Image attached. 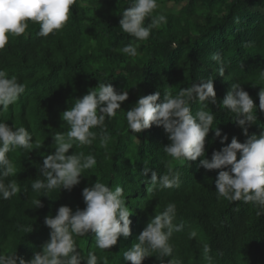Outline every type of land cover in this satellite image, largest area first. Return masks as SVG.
Wrapping results in <instances>:
<instances>
[{"label": "trees", "instance_id": "obj_1", "mask_svg": "<svg viewBox=\"0 0 264 264\" xmlns=\"http://www.w3.org/2000/svg\"><path fill=\"white\" fill-rule=\"evenodd\" d=\"M84 2V7L73 5L70 20L62 30L41 37L39 25L30 23L24 35L11 36L0 52V70L15 75L26 85L25 93L7 113L0 115V120L27 128L38 141L32 152L17 150L9 154L17 167L15 179L21 192L9 200L0 198V251L31 259L50 239L45 217L55 215L60 206H69L73 211L84 209L83 189L100 179L110 188L124 189L133 213L131 235L127 239L121 237L108 250L95 247L92 233L76 237L82 255L94 251L98 257H107L109 264H125L123 252L137 242L150 220L172 202L177 206L174 222L185 225L170 241L173 257L181 264H264V215H257L251 204L218 198L214 183L218 170L198 168L199 161L190 165L173 160L163 151L170 141L162 127L132 133L125 115L142 95L160 90L162 101L165 90L175 95L208 77L215 79L219 102L232 83H239L259 109L258 93L264 88V0H158L166 23L153 29L146 41H135L119 28L128 0ZM169 4L181 8L167 10ZM132 42L139 44L135 58L116 50ZM217 53L223 60V77L219 76L221 64L212 59ZM99 82H111L118 91L129 94L117 115L106 119L109 143L101 146L97 139L92 145L74 144L69 154H92L97 163L85 170L81 184L71 191L55 190L47 193L48 197L44 192H34L32 181L43 179L38 169L43 166L44 155L54 151L52 135L68 130L62 113ZM191 107L195 113L200 105L193 103ZM208 107L215 116L214 128L219 127L228 136V144L234 136L244 142L242 129L232 122L234 114L222 106ZM257 114L258 122L249 129L250 135L264 131V112ZM224 146L210 132L207 158L211 159L212 153ZM145 167L158 175L169 168L179 171L181 186L149 191L150 174H143ZM37 200H41L42 207L37 208ZM18 225L33 231H21ZM192 231L197 233L194 239L189 238ZM204 244L211 249L210 262L204 258ZM157 256L153 253L144 264H168L172 258L161 262Z\"/></svg>", "mask_w": 264, "mask_h": 264}, {"label": "clouds", "instance_id": "obj_2", "mask_svg": "<svg viewBox=\"0 0 264 264\" xmlns=\"http://www.w3.org/2000/svg\"><path fill=\"white\" fill-rule=\"evenodd\" d=\"M84 7V0H0V52H3L11 36H22L30 23L39 25L38 35L48 37L62 30L70 20L73 5ZM129 6L122 12L120 29L135 41H146L153 29L166 23V15L159 10L158 0H128ZM146 21H149L146 24ZM139 44L132 42L116 49L118 52L135 58ZM212 59L221 64L219 76L223 77L225 69L219 53ZM264 77V72L261 73ZM212 77L201 79L190 87L182 88L173 95L171 91H161L142 95L131 110L125 112L129 129L132 133H141L153 126L162 127L170 143L163 148L164 153L180 164L199 161L198 168L207 171L218 170L214 181L218 198L230 202L242 201L257 209V215H264V131L259 135L249 134V129L258 122V111L264 112V88H261L259 109L253 98L241 84L232 83L222 102L217 100ZM26 91V85L19 82L15 75L0 70V115L7 113ZM129 99L128 91H118L111 82L101 83L91 88L82 98L75 99L74 105L62 113V120L67 123L66 132L52 135L54 151L44 155L43 166L38 169L39 176L32 181L34 192L51 193L55 190L71 191L81 184L85 170L92 169L97 161L94 155L72 152L74 144L92 145L99 139L101 146H107L111 137L107 133L106 119L117 115L122 104ZM198 103L199 109L193 113L191 105ZM209 105L223 107L234 114L232 122L242 129L246 137L240 142L222 134L220 128H214L215 116ZM99 129V132L94 131ZM264 129V127H262ZM210 132L225 145L212 153L211 159L206 155L207 137ZM34 133L27 128L10 126L0 120V198L9 200L21 192L15 179L17 167L10 158V153L17 150L32 152ZM143 174L149 177L151 187L164 190L179 188L181 174L171 168L163 175L144 168ZM82 196L86 207L75 211L69 206H60L55 215H48L44 224L50 229V239L26 260L16 252L5 254L0 251V264H109L107 257H98L94 251L87 256L78 249L76 237L94 234L95 247L100 250L112 249L121 237L131 235L130 217L132 211L127 205L124 189L121 186L110 188L97 180L90 187H85ZM42 207L41 200L36 202ZM177 206L168 203L164 211L156 214L139 234L136 243L123 252L125 264H144V261L156 257L163 262L172 257L168 264H181L173 257L174 248L170 243L173 234L183 231V222L175 223ZM21 231L31 233L32 228L19 226ZM195 231L189 238H196ZM209 245H203L204 258L208 255Z\"/></svg>", "mask_w": 264, "mask_h": 264}, {"label": "rangeland", "instance_id": "obj_3", "mask_svg": "<svg viewBox=\"0 0 264 264\" xmlns=\"http://www.w3.org/2000/svg\"><path fill=\"white\" fill-rule=\"evenodd\" d=\"M180 8H181V5L175 6L174 4H169L168 7H167V10H173V11L175 10V11H177Z\"/></svg>", "mask_w": 264, "mask_h": 264}]
</instances>
